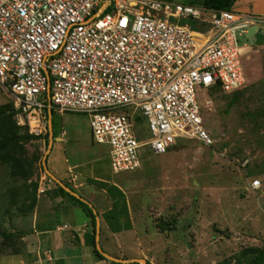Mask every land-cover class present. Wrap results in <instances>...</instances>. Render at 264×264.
Returning a JSON list of instances; mask_svg holds the SVG:
<instances>
[{"label": "built area", "instance_id": "1", "mask_svg": "<svg viewBox=\"0 0 264 264\" xmlns=\"http://www.w3.org/2000/svg\"><path fill=\"white\" fill-rule=\"evenodd\" d=\"M181 19L212 28L198 40L172 22ZM255 26L251 38H264V16L166 0H0V85L29 134L45 140L50 111L86 114L112 171L131 172L144 146L163 155L179 139L214 145L199 91L245 86L240 39Z\"/></svg>", "mask_w": 264, "mask_h": 264}, {"label": "rangeland", "instance_id": "2", "mask_svg": "<svg viewBox=\"0 0 264 264\" xmlns=\"http://www.w3.org/2000/svg\"><path fill=\"white\" fill-rule=\"evenodd\" d=\"M166 1L203 6L204 0ZM172 22L191 27L198 40L212 28L188 19ZM263 42L260 33L240 39V44L255 46L249 53L244 49L245 86L233 92L199 91L213 146L179 139L163 155L144 146L138 170L115 174L107 160L110 147L94 145L106 158L103 165L109 177L133 201L134 238L142 241L141 253L150 264H247L250 250L264 249ZM209 99L212 103L207 105ZM0 108L13 115L18 135H24L26 128L17 124L13 98L1 85ZM53 122L56 138L51 157L58 152L61 131L65 140L78 135L83 145L93 146L86 114L54 112ZM136 133L139 140L150 136L146 123L138 124ZM47 149L45 141L31 139L0 153V234H24L34 198L37 201L49 188L52 195L56 188L42 166ZM89 157L84 152V159ZM68 159L73 163L72 157ZM256 180L260 187L253 189ZM0 264H30L20 239L11 241L0 235Z\"/></svg>", "mask_w": 264, "mask_h": 264}, {"label": "crops", "instance_id": "3", "mask_svg": "<svg viewBox=\"0 0 264 264\" xmlns=\"http://www.w3.org/2000/svg\"><path fill=\"white\" fill-rule=\"evenodd\" d=\"M232 10L242 14L264 16V0H238ZM249 46L248 53L255 48L254 45ZM263 46L264 42L260 47ZM53 117V112L51 116L48 112V135L50 137L51 126L53 137L50 155L47 157L49 171L76 192L89 204L94 214L98 215L99 245L106 254L125 260L126 264H141L138 260H145L146 264H150L141 253L142 241L134 238L136 223L133 201L129 193L109 177L103 165L106 158L94 149V145H105L95 144L91 132L93 146L89 147L81 143L78 135L65 140L66 135L61 131L57 137L61 142L59 149L57 148L58 152L51 157L56 138ZM89 129L91 131V128ZM43 141L46 142V139ZM87 151L90 157L84 159V152ZM68 156L73 158V163ZM107 156L111 168L110 151ZM54 185L55 188L57 184L54 182ZM48 191L38 196L37 204L29 218V228L20 239L30 264H120L105 257L100 259L95 256L91 245L93 234L87 215L68 198L56 197L53 193L50 195Z\"/></svg>", "mask_w": 264, "mask_h": 264}, {"label": "trees", "instance_id": "4", "mask_svg": "<svg viewBox=\"0 0 264 264\" xmlns=\"http://www.w3.org/2000/svg\"><path fill=\"white\" fill-rule=\"evenodd\" d=\"M238 0H204L203 1V7L215 9V10H231L235 3ZM195 6V5H194ZM54 114V112H53ZM13 115L7 114V110L0 108V153L7 151L8 148H10L12 145L14 147V144L19 142H27L31 139H38V137L33 136L29 134L28 130L26 129V133L24 135H18L19 127L15 125V122H13ZM141 119L138 118V121ZM46 143L48 146L49 143V135L45 137ZM8 160V159H7ZM14 163V161H11ZM20 166L16 167L17 173H19ZM37 185H33L34 191L37 190ZM53 195L63 196L68 198L71 202H73L75 205L80 207L83 212L87 215L90 221V228L93 234L92 237V247L93 251L96 257L100 259H105L96 249V243H95V232H96V218L97 214H94L93 209L89 206L88 203L83 202L74 196L67 193L63 188L56 185V188L53 190ZM37 204L36 198L33 200L34 208ZM1 236H3L7 240H16L21 239L22 234H16V233H1ZM250 255L247 260V264H264V249H252L249 251ZM135 264V263H130ZM149 264V263H148Z\"/></svg>", "mask_w": 264, "mask_h": 264}, {"label": "water", "instance_id": "5", "mask_svg": "<svg viewBox=\"0 0 264 264\" xmlns=\"http://www.w3.org/2000/svg\"><path fill=\"white\" fill-rule=\"evenodd\" d=\"M257 30V27H252L248 33H247V38H251L253 36V34L255 33V31ZM48 75V74H47ZM49 77V76H48ZM50 93V90L48 91V94ZM52 112H49V115L51 116ZM51 126H50V137H49V144H48V149H47V153L44 155L43 161H42V166L44 169V172L49 176V178L55 182L59 187L63 188L67 193H69L70 195L74 196L75 198L85 202L76 192H74L73 190H71L67 185H65L62 181H60L59 179H57L48 169L47 167V157L48 154L51 151V146L53 143V137H52V133H51ZM99 234H100V221L99 218H97V223H96V248L99 251V253L105 257L106 259L112 261V262H116V263H120V264H126L127 262L125 260H120L117 259L113 256H110L108 254H106L100 247L99 245ZM141 264H146L145 260H138Z\"/></svg>", "mask_w": 264, "mask_h": 264}]
</instances>
